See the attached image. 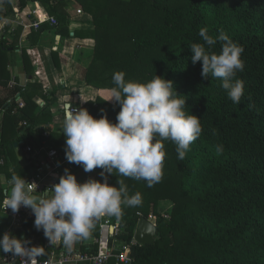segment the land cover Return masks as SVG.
I'll return each instance as SVG.
<instances>
[{"label": "trees", "instance_id": "obj_1", "mask_svg": "<svg viewBox=\"0 0 264 264\" xmlns=\"http://www.w3.org/2000/svg\"><path fill=\"white\" fill-rule=\"evenodd\" d=\"M76 1L94 24L93 30L82 32L95 41L85 64L87 86L111 90L115 72H124L126 81L137 82H148L157 75L173 81L176 92L186 99V112L201 118L202 133L183 160L173 141H162L166 152L163 176L153 186L112 174L115 186L120 178L129 193L142 195V204L124 207L120 219L109 216L124 229V244L135 236L138 213L145 217L153 213L156 218V242L133 247L134 264H264V0H120L121 6L117 0ZM38 2L56 19L53 28L57 34L68 30L63 7L71 0H9L0 20L17 17ZM201 28L214 37L226 33L244 48L241 59L245 67L236 76L244 82L239 104L228 97L221 79L202 76V62H192L189 46L205 43L199 35ZM10 32L7 27L0 37V83L11 80V71L19 62L25 69L30 65L27 52H17L18 35ZM40 36L41 30L29 36L31 46L38 45ZM220 49L218 41L212 50L219 53ZM34 87H18L12 104L0 103L18 136L12 143L28 146L34 142L33 133L40 124ZM21 98L23 109L16 104ZM76 107L86 108L97 119L106 114L112 122L120 111L119 104H107L101 97ZM10 144L0 141V160L5 162L1 171L8 166L13 151ZM217 145H223L222 153H217ZM17 173L11 179L19 177ZM5 192L0 182L1 208ZM166 201L173 204L168 218L159 213L160 203ZM34 221L30 211L14 235L40 243L41 259H46L52 244ZM10 226V217L0 211V239ZM78 250L94 254L96 246L85 244ZM5 254L0 252V258Z\"/></svg>", "mask_w": 264, "mask_h": 264}, {"label": "clouds", "instance_id": "obj_2", "mask_svg": "<svg viewBox=\"0 0 264 264\" xmlns=\"http://www.w3.org/2000/svg\"><path fill=\"white\" fill-rule=\"evenodd\" d=\"M199 35L205 43L189 46L194 54L192 62H202V76L221 79L228 97L239 104L244 95V82L236 76L245 67L241 59L244 48L223 32L214 37L207 28H201ZM218 41L219 53L212 50ZM113 82L115 87L108 101L120 105L116 122L106 114L97 119L86 108L71 104L63 109L67 161L82 165L85 172L102 169L100 175L105 177L104 181L89 179L81 183L66 169L59 183L51 187L52 195L47 190L38 192L37 184L28 183L22 176L13 177L10 192H5L6 210L16 213L22 206L30 208L37 230H43L51 244L62 241L69 251L76 242L89 238L100 218L120 219L124 207L142 204L139 192L130 196L122 179H118V187L113 186L106 174L144 180L151 187L163 176L166 152L162 141H173L179 159L183 160L190 145L202 133L201 118L186 112V99L176 92L173 81L157 75L148 82L126 81L124 72H115ZM216 151L222 153L223 145H217ZM30 243L6 232L0 239V252L12 253L23 258L24 264H33L42 247L29 248Z\"/></svg>", "mask_w": 264, "mask_h": 264}, {"label": "crops", "instance_id": "obj_3", "mask_svg": "<svg viewBox=\"0 0 264 264\" xmlns=\"http://www.w3.org/2000/svg\"><path fill=\"white\" fill-rule=\"evenodd\" d=\"M40 4L43 6L42 3ZM32 10L33 6L31 5L24 10L22 16L12 15L5 19L14 37L18 35L20 49L17 52L22 55L25 51L27 52L30 67L25 69L22 62H19L17 67L11 71V80L0 83V103L12 104L15 98V90L18 87L26 89L28 84L36 86L32 89V91L37 90L36 93L33 92L35 94L33 102L39 108L38 120L40 124L37 131L33 133L34 142L28 146L55 149L60 153L61 159L68 162L65 155L66 139L62 138L65 137L62 128L63 107L67 104L83 107L88 102L96 101L98 97H101V93L105 92L89 87L86 83L85 64L93 53L95 41L83 37L82 32L94 29L93 19L84 11L82 5L76 0H71L63 7L69 19L68 30L57 34L53 26L45 24L43 27L49 29L46 31L45 28H41V36L37 39L38 45L33 47L31 46L32 42H29V36L36 31L24 28V25L35 20V17H29ZM0 12H5L3 7L0 8ZM22 22L23 24L19 26L18 24ZM4 24L3 21L0 22V37L5 31ZM29 51L36 53L37 57H30ZM21 100L25 103L22 98ZM46 128L47 131H44ZM17 138L7 109L5 107L0 108V141L10 142L13 150L8 156L6 170H0V182L7 192H10V181L12 180L10 176L15 171L18 172L19 177L25 178L28 183L34 181L37 173L36 166L29 154L25 152L27 145L20 143L16 148L14 146L16 143H12ZM79 167L81 170L82 165ZM78 172L75 170L71 173L75 174L77 180L83 183Z\"/></svg>", "mask_w": 264, "mask_h": 264}, {"label": "built area", "instance_id": "obj_4", "mask_svg": "<svg viewBox=\"0 0 264 264\" xmlns=\"http://www.w3.org/2000/svg\"><path fill=\"white\" fill-rule=\"evenodd\" d=\"M8 1L9 0H0V6H3ZM22 15L23 12L20 16ZM32 16L35 17V20L27 25H24L25 29L39 31L46 23H50L53 26L57 25L56 19L49 16L39 3L35 4V8H33L29 14V17ZM2 21L5 23L4 26H7V20L3 19ZM22 24L23 22L18 25L21 26ZM28 54L31 57H37L34 52L29 51ZM38 74H40V72H38ZM17 104L20 109L25 107V103L21 99L17 100ZM25 152L29 154L33 164L37 168L34 181L30 183L37 184L38 192H44L47 190L48 194L52 195L51 187L59 183L61 171L69 169L68 162L61 159L57 150L47 149L43 146H27L25 148ZM4 165V160H0V167H3ZM0 211L10 217L11 226L8 232L15 234L23 227L24 218L31 211V209L22 206L18 212L13 213L11 209L6 210V208L2 206V208L0 207ZM137 215L139 217V221L144 217L142 213H138ZM155 219L156 218L153 215H149L147 217V220L153 224ZM98 222L100 235L95 241L96 252L94 254H84L79 250H72L71 252L61 241L51 245L50 253L46 259H41L39 254L35 257L33 264H110L113 260H115V264H134L135 260L132 256V249L137 245L140 246L137 243L135 236L130 244L122 243L119 248H115L116 241L121 237L120 224H113L109 216L100 218ZM23 239H27L31 242L27 245L29 248L41 247L40 243H37L29 238L23 237ZM39 252L41 253V249ZM0 264H24V261L21 257L14 256L12 253H6L0 258Z\"/></svg>", "mask_w": 264, "mask_h": 264}, {"label": "rangeland", "instance_id": "obj_5", "mask_svg": "<svg viewBox=\"0 0 264 264\" xmlns=\"http://www.w3.org/2000/svg\"><path fill=\"white\" fill-rule=\"evenodd\" d=\"M127 1H129V0H127ZM117 3L121 6V3H120V0H117ZM117 3H115V2H113V4H117ZM36 56H37V54H36ZM105 92H103V93H101V98L107 103V104H115L116 102L115 101H108V99H109V97H110V95H111V90H104ZM60 154V153H59ZM66 155V154H65ZM70 165V172H72V171H79L78 173L81 175V177H82V179H83V183L84 182H86L87 180H89V179H96V180H99V181H101V182H103L104 181V179H105V177H102L101 175H100V173H101V171H98L97 169H94L93 171H91V172H86L85 173V171H84V169H83V166H82V168H81V170H79L80 169V167H73L72 165H71V163H69L68 164V166ZM118 176H116V178H117ZM106 178H107V180H108V182L112 185L113 184V186H115L114 185V183H113V178L115 179V177L113 176V178H112V174H106ZM119 185H117V187H118ZM130 194V196H132V195H134V192H131V193H129ZM172 208H173V204L171 203V202H168V201H166V202H161L160 203V205H159V213L161 214V216H164L165 218H168V214H170V211L172 210ZM150 215H153V216H155L153 213H150ZM96 225L98 226L99 225V222L97 221L96 222ZM97 226H95V229L92 231V233H91V235L89 236V238H87L86 240H81V241H78V242H76L73 246H72V249H75V250H78L79 248H80V246L81 245H85V244H90V245H93V246H95V241H96V239H97V233L99 234V228L97 227ZM124 233V229L121 227V234H123ZM100 235V234H99ZM124 244V242L121 240V237L119 238V240H117L116 241V244H115V248H119V246L121 245V244Z\"/></svg>", "mask_w": 264, "mask_h": 264}, {"label": "water", "instance_id": "obj_6", "mask_svg": "<svg viewBox=\"0 0 264 264\" xmlns=\"http://www.w3.org/2000/svg\"><path fill=\"white\" fill-rule=\"evenodd\" d=\"M14 146L18 148V144ZM135 239L140 246L153 245L157 239V227L146 218H141L135 233Z\"/></svg>", "mask_w": 264, "mask_h": 264}]
</instances>
